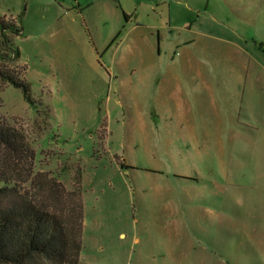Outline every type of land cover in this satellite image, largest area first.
Instances as JSON below:
<instances>
[{
	"label": "rangeland",
	"instance_id": "1",
	"mask_svg": "<svg viewBox=\"0 0 264 264\" xmlns=\"http://www.w3.org/2000/svg\"><path fill=\"white\" fill-rule=\"evenodd\" d=\"M170 1L0 0L35 99L0 112L34 171L82 174L79 264H264V0Z\"/></svg>",
	"mask_w": 264,
	"mask_h": 264
},
{
	"label": "trees",
	"instance_id": "2",
	"mask_svg": "<svg viewBox=\"0 0 264 264\" xmlns=\"http://www.w3.org/2000/svg\"><path fill=\"white\" fill-rule=\"evenodd\" d=\"M5 45L8 51L14 43L7 38ZM3 51L0 89L8 83L19 87L34 105L31 82L10 68L12 57ZM14 51L21 56L19 47ZM34 160L24 131L0 112V264H79L85 221L82 174L76 188L67 189L49 174L34 171ZM30 179L33 193L24 186Z\"/></svg>",
	"mask_w": 264,
	"mask_h": 264
},
{
	"label": "crops",
	"instance_id": "3",
	"mask_svg": "<svg viewBox=\"0 0 264 264\" xmlns=\"http://www.w3.org/2000/svg\"><path fill=\"white\" fill-rule=\"evenodd\" d=\"M166 1L167 0H164V2H166ZM170 2H171V5H170L171 6V11H172V4L175 2V0H172ZM176 2H181V0H176ZM124 15L127 17V21L131 20L129 13L124 12ZM136 18L138 20L139 16L136 17ZM168 19H169V21H167L168 23L151 25V27H152L151 29L153 30V34H155V33L157 34L158 38L160 39V42H161V38H162V31H163L162 29H166L167 27H171L172 26V12H171V14L169 13ZM136 22H137L138 25L141 23L139 21H136ZM187 42H190V41H187ZM234 47H235V50H234L235 53H238V54H240V53L242 54L243 52L246 53L244 47L241 44H234ZM248 61L250 62L251 59L249 58ZM181 63L186 65L185 63H188V62L187 61H183ZM205 80H207V78ZM178 100H179V102H178L179 106L180 107H184V103L182 102L181 97H178Z\"/></svg>",
	"mask_w": 264,
	"mask_h": 264
}]
</instances>
